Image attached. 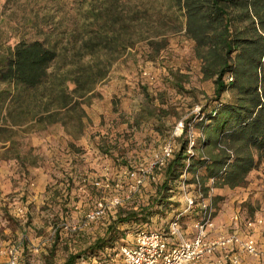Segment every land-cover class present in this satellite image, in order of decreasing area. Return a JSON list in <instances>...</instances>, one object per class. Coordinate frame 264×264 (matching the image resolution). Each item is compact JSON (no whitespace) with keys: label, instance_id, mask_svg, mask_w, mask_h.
Segmentation results:
<instances>
[{"label":"trees","instance_id":"16d2710c","mask_svg":"<svg viewBox=\"0 0 264 264\" xmlns=\"http://www.w3.org/2000/svg\"><path fill=\"white\" fill-rule=\"evenodd\" d=\"M176 35L191 44L201 80L212 82L213 95L184 121L154 205L170 207L171 187L186 170L197 177L214 216L222 198L212 196L213 190L244 186L246 176L264 163V0H97L77 32H38L14 45L0 36V140L53 125L78 139L90 123L85 107L100 97L97 87L113 66L140 44L144 60L154 64ZM180 71L168 74L181 92L188 76ZM142 111L147 118L152 113ZM190 128L198 135L192 155ZM145 218L118 212L103 237L63 264L93 258L117 240L118 223Z\"/></svg>","mask_w":264,"mask_h":264},{"label":"rangeland","instance_id":"374dc122","mask_svg":"<svg viewBox=\"0 0 264 264\" xmlns=\"http://www.w3.org/2000/svg\"><path fill=\"white\" fill-rule=\"evenodd\" d=\"M96 1L0 0V36L7 40V44L14 45L21 39L32 40L37 38L38 32H65L66 34L77 32L86 18L87 10ZM121 1L127 4H135L139 0ZM171 40L173 46L166 49L159 60L154 63L157 65L155 69L159 70L157 73L150 70L149 63L151 62H146L142 57L145 46L140 44L135 48L132 57L118 61L119 68L120 66L121 68L116 67L110 74L112 79L121 81V83L123 80L130 81L126 85L127 91L130 93L125 97L127 103L130 104L133 99H136L135 103H131L132 105H143V110H151L153 116L157 115V117H152L150 125L149 121L148 123L143 122L142 119H140L142 122L139 125L133 124L135 129L131 132L127 142L128 146L132 148L130 154L124 155L122 163L120 162L121 167L117 165L118 167H114L112 171L111 165L113 163L107 164L105 170L102 168V172L93 170L92 173L81 174L77 182L79 188L82 186L89 189L94 188L91 183L95 180H104L105 178L116 180L119 178L122 184L121 189L107 192L94 188L90 191L93 193L91 195L92 200L86 207L82 201L80 202V196L76 194L71 197L60 196V204L70 205V201H73L72 203L78 204L79 209L75 205L72 207L74 209L72 211L68 207L50 210L44 214L45 217L43 218L46 221L45 225L48 224L46 229H35L31 220L35 215L25 201H21L12 195L5 197L4 201H0V203L5 204L0 214V264H7L8 251L13 246L19 248V264H63L70 255L87 251L95 240L103 237L108 226L115 221L118 212H135L139 218L142 214L146 217L144 221L118 223L117 240L108 248L95 254L93 257L95 261L90 262V264H102L103 262L121 264L120 260L114 257L112 250L132 244L133 236L140 230L165 228L170 219L171 209L177 210L183 207L180 196L177 193L174 194L175 192L171 193V190L170 209H156V205H154L158 196V188L164 180V171L167 165L154 171L156 180L153 183L146 180L140 192L131 195L127 193L128 185L131 182L126 177V173L148 169L150 163L160 153L164 143L171 139L176 124L182 122L184 128V121L196 113V106L201 107L206 99L213 95L212 82L201 80L199 63L192 57L191 44L180 36H174ZM168 70H181L180 72L187 74L188 80L183 83L181 92L174 89L170 84L171 79ZM103 85H107V82ZM161 111L165 112L163 116ZM144 114L146 116V111ZM121 116H116V118L124 120L123 118L126 117V121L131 118L129 114L120 118ZM159 116H162L163 120H159ZM113 122L106 124L107 126L113 125ZM182 133L173 140L177 148L178 139ZM107 144L110 147L115 146L110 142ZM103 153L107 158L113 154L109 149H105ZM82 179H85L86 182L82 183ZM255 179L256 187L251 191L258 192L260 195L263 193L264 199V177L257 175ZM113 195L120 197L121 206L111 209L107 216L99 222L79 228L85 212L92 209L95 202L102 198L108 200ZM18 207L26 208L23 217L16 215L15 210ZM222 207L225 209L223 218L219 216L220 211H223ZM217 208L214 215L215 230L217 228V231H222L218 235L229 232L230 220L235 215L239 216L241 224L245 220L257 216L262 218L264 222V204L258 199L253 201L247 199L245 203L234 202L229 206L225 202L223 204L220 202ZM198 212L200 209L196 207L183 218V230L187 231L189 237L195 231L194 225L199 219V215H196ZM78 213L80 214L78 215ZM72 214H76L77 218H73ZM64 226H68V229H65ZM74 227L76 230L72 231L71 228ZM257 234L259 240L264 241V225L255 233V235ZM39 237L40 240L37 239ZM81 263L80 260L76 262V264Z\"/></svg>","mask_w":264,"mask_h":264},{"label":"crops","instance_id":"0c3cea01","mask_svg":"<svg viewBox=\"0 0 264 264\" xmlns=\"http://www.w3.org/2000/svg\"><path fill=\"white\" fill-rule=\"evenodd\" d=\"M171 38L168 48L173 46ZM156 66V64L149 63L150 70L157 73L159 70L155 69ZM116 67L121 68V66L119 68L118 62L113 66L111 72ZM110 74L103 83L107 82V85L101 84L97 87L100 97L95 99L90 106L85 107L90 123L86 122L83 135L78 139L69 138L61 126L53 125L38 134L25 135L17 130L19 134L12 140H0V201H4L5 197L9 195L25 201L35 215L31 219L35 229L47 228L46 225L48 224L45 225L46 221L43 218L45 217L44 214L50 210L68 207L72 211V207L76 205L72 203L73 201H70V205L60 204V198L63 195L64 197H71L76 194L80 196V202L84 203V207L88 205L93 194L90 191L94 188L86 189L82 186L79 188L77 181L81 174L92 173L93 170L102 172V168L105 170V166L111 165V163H113L111 165L113 171L114 167L120 166L124 155L130 154L132 147L128 146V137L135 129L134 125L137 126L142 122L136 123L139 116H145L142 111L144 106L132 105L131 103H135L136 99H133L130 104L127 103L125 97L130 93L127 91L126 85L130 81L123 80L121 83V81L112 79ZM134 83L136 84V82ZM125 114L131 116L130 120H125ZM163 114L165 112L161 111L162 116ZM120 115H122L120 118L125 117L124 120L116 118ZM162 116H159L158 119L163 120ZM152 117H157V115L153 116V112H149V118L145 116L142 120L147 123L149 121L150 125ZM111 121H114L113 125L107 126L106 123ZM11 142L18 144L17 150L10 149ZM108 142L115 146L110 147ZM105 149H109L113 153L108 158L103 153ZM257 175L264 177V163L246 176L244 186L234 189L227 187L215 189L212 196L221 197L220 202L222 204L225 202L228 206L234 202L245 203L247 199L250 201L258 199L264 204L263 193L260 195L258 192L251 191L256 187L255 178ZM3 206L5 204L1 202L0 214ZM76 206L78 208V204ZM222 210L220 217L225 216L224 207ZM72 216L77 218L76 214H72ZM218 233H222V231H217L216 228L212 235L216 236ZM255 236L259 240L258 234ZM37 239L40 240V237ZM32 242L34 243V241ZM259 242L264 241L260 239ZM237 264H264V259L255 260L249 256L240 255Z\"/></svg>","mask_w":264,"mask_h":264},{"label":"built area","instance_id":"2783aa9c","mask_svg":"<svg viewBox=\"0 0 264 264\" xmlns=\"http://www.w3.org/2000/svg\"><path fill=\"white\" fill-rule=\"evenodd\" d=\"M149 79L152 78L149 77ZM200 108L196 106V113ZM182 131L183 124L179 122L173 129L171 139L164 143L148 169L126 173V177L131 182L127 190L129 195L140 192L146 180L152 183L156 180L154 171L164 168L173 158L177 150L173 140L179 137ZM197 136L190 128L187 139V151L190 155L193 154ZM192 180L195 181L192 182ZM81 182L84 183L86 180L82 179ZM91 185L95 189L107 192L122 187L119 178L95 180ZM171 193H177L180 196L183 207L177 210L171 209L170 219L165 228L140 230L133 236L132 244L112 250L114 257L118 258L121 264H237L240 255L256 260L264 259V242H259L255 236V232L264 225L262 218L257 216L241 224L239 216L235 215L230 220L229 232L215 236L212 235L215 231L214 209L211 207L210 200L203 198L197 177L193 179L185 170L174 182ZM121 202L117 195L111 196L108 200L105 198L98 200L92 209L85 212L79 228L88 227L104 219L111 209L121 206ZM196 207L200 209V212L196 214L199 215V219L194 225L193 235L189 237L187 231L183 230V218ZM15 211L18 217H23L26 208L18 207ZM64 228L68 229V226ZM71 230L74 231L76 228ZM19 261V248L13 246L8 251L7 264H19ZM91 261L94 262L95 258H89L81 264H90ZM102 264H110V262Z\"/></svg>","mask_w":264,"mask_h":264}]
</instances>
